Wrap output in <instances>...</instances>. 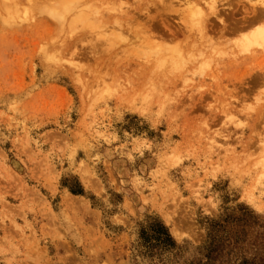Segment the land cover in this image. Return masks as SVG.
I'll return each instance as SVG.
<instances>
[{"label":"rangeland","instance_id":"obj_1","mask_svg":"<svg viewBox=\"0 0 264 264\" xmlns=\"http://www.w3.org/2000/svg\"><path fill=\"white\" fill-rule=\"evenodd\" d=\"M32 1L0 0V264H264V49L219 36L262 0H215L182 68L155 66L182 0Z\"/></svg>","mask_w":264,"mask_h":264},{"label":"bare ground","instance_id":"obj_2","mask_svg":"<svg viewBox=\"0 0 264 264\" xmlns=\"http://www.w3.org/2000/svg\"><path fill=\"white\" fill-rule=\"evenodd\" d=\"M27 1H28V4H30V6L25 8L23 6L22 0H5L4 5H5V8L7 10L6 11L7 16H5L6 18H4V21H10L14 17L13 15L20 13V11H21V13H24V14H22V16H23V15L29 13L28 10H30V8H33V7L35 9L38 8L36 6L37 3L35 4V2H33L32 0H27ZM202 2H204V1H202ZM229 2H230V0L228 1V3ZM229 4H227V5H229ZM257 4H259V5H257V6L254 5L251 8V10H250L251 16L248 19H244L241 22L231 21V23L233 22L232 23L233 25L228 26L229 28L224 27V25H225L224 20L221 19L219 17L220 15L218 16L216 13L218 6L216 7V1L215 0H209L207 2L208 7L205 9L203 6L199 5V3L196 2L195 0H193V1L182 0V2L181 1L178 2V5L179 6L182 5V7H183L182 9H180L178 11L179 12L178 15L181 14L179 16L178 28H174L172 22L171 23L169 22V20L171 19V16L173 15L172 13H170L173 5H172L171 1H167V0H157V4L153 5L154 6L153 14H151L149 7H148V8L142 9L140 12H137L138 16H136L134 18L131 17L126 22L128 25H131V23H134V22L138 23L141 21V20L139 21L138 17H139V15H142L143 17L144 16L146 17V20H145V22L147 24V25H145L146 27L154 26L155 22L157 20L163 26L164 25L171 26V24H172V26H173L172 29L170 28V30L168 31V35L171 36V38H169L168 41L178 40L177 38H178V35L180 34L184 37V40H183L184 47H183V45H180L179 43H176V42H174L173 45L171 44L172 42L162 44L161 47H159L155 51L156 56H157L155 58L157 59L158 62H161V64L156 63L155 66H157V68H160V67H162V65L166 61H171V62H173L174 66L176 65V67L180 66V68H182L183 65L185 64L184 62H187L189 60L191 62H194V60L197 57H200L203 59L204 55H206L205 50L210 48V47L213 48L214 44L217 45L219 43V42L216 43L217 41L215 39H213L212 36L207 35V32H209L212 29L214 30V24L212 22H210L211 16L218 18V20L220 21V23L224 27V28L221 27L222 30L219 31V36H221V33L223 34L225 31H227L229 33H235L237 31H240L243 29H249L246 33H243L240 36L241 37L240 40L236 42V45L239 47L238 49L240 51H242V52L248 51L251 46L252 47L258 46V47H261V49H264V0H262V2L259 1V3H257ZM44 5H46V6H44ZM44 5L42 8L44 10L43 12H46V14L47 13H51L53 15L55 14L57 16V18H56L57 20H62L64 18V11H66L68 9L66 4L60 3V6L62 9H60L61 11L57 10L56 9L57 5H54V3H52V1L51 2L46 1V3H44ZM81 5L82 4L79 3V7ZM75 6H77V5L75 4ZM63 8L65 10H63ZM99 8H101V6ZM54 9H56V13H54V11H55ZM99 11H100V9H99ZM30 13H31V11H30ZM218 14H220V13H218ZM53 15H51V16H53ZM21 18L22 17H20V19ZM115 19L118 20L117 22L120 25L121 24L120 20L118 18H114L113 21H115ZM188 22L194 23V25L198 27V32H199V35H198L199 39L198 40L205 38L204 42H202V43L200 41L198 43H196V42L190 43L189 42L188 37H189V33L191 31H189V29H188L189 32L186 30L187 29L186 25L188 24ZM205 46H208V47H205ZM215 47H214V50H215ZM183 48H185V52H184ZM143 49H145V51H146V47ZM145 51H143V53ZM195 56H196V58H195ZM207 56H208V54H207ZM147 57H148V55H147ZM152 58H153V56H152ZM151 61H152V59H151ZM202 64H204L203 60L200 61V65H202ZM172 230H173L172 232H174L176 229H172ZM174 234H176V233H174ZM178 234H176V235H178Z\"/></svg>","mask_w":264,"mask_h":264}]
</instances>
